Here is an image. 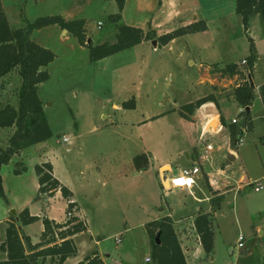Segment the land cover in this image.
I'll list each match as a JSON object with an SVG mask.
<instances>
[{"label":"rangeland","instance_id":"obj_1","mask_svg":"<svg viewBox=\"0 0 264 264\" xmlns=\"http://www.w3.org/2000/svg\"><path fill=\"white\" fill-rule=\"evenodd\" d=\"M0 1L12 28L27 27L41 17L68 15L86 19L87 38L91 40L87 43L116 40L108 20L118 11L115 0ZM139 1L127 2L120 24L143 17L156 0ZM185 7L189 10H184L186 14L181 18L205 19L207 32L180 36L171 45L156 48L152 43H143L103 58L100 63L92 62L89 48L68 31L62 35L60 30L64 29L57 25L32 33L38 44L55 55L46 67L49 78L38 89L53 133L49 143L64 135L76 142L69 154L58 146L55 170L76 188L77 201L89 224L88 230L75 237L78 257L63 264H75L93 251L102 255L105 264H153L152 260L144 261L151 256L145 224L161 215H169L175 222L189 221L212 204V192L203 179L197 181L200 188L195 186L194 194L188 189L164 188L159 165L169 162L176 174V167L187 163V152L198 151V164L206 144H212L213 150L203 166L215 180L216 194L224 196L213 214L214 250L210 255L204 253L201 264H264V187L254 190L257 180L264 186V105L259 93V84L264 83V19L256 14L250 17L248 26L258 54L252 75L253 127L244 129L237 147L231 149L228 125L233 118L238 124L244 120V108L233 97L239 81L233 78L230 82L214 73L212 78L217 80L204 83L199 63L225 65L249 55L236 0H185ZM145 60L149 64H141ZM209 83L215 84L217 102L197 108L192 120H184L179 108L213 92ZM19 85L17 69L0 80V107L17 104ZM132 97L135 107L124 108L122 102ZM114 103L120 108H114ZM205 115H216L210 123L223 116L225 124L220 122L217 131V124H207L201 133ZM13 131L0 129V147L6 146ZM35 152V147L29 148L23 158L29 169L23 177L27 185L39 162ZM141 152L149 153L151 162L137 171L132 157ZM215 178H219V184ZM87 180L93 192L84 188ZM205 181L209 184L207 176ZM24 183L21 185L26 188ZM40 225L35 223L28 231L38 232ZM240 236L244 247L238 245ZM46 264L57 262L48 258Z\"/></svg>","mask_w":264,"mask_h":264},{"label":"trees","instance_id":"obj_2","mask_svg":"<svg viewBox=\"0 0 264 264\" xmlns=\"http://www.w3.org/2000/svg\"><path fill=\"white\" fill-rule=\"evenodd\" d=\"M118 11L110 14L108 20L112 23L121 19V13L126 0H115ZM236 13L241 17L244 31L249 41V55L245 58L246 63L230 62L224 66L212 64L211 74H219L221 78H228L239 81L234 87L233 97L244 108L242 111L244 120L242 123L231 122L229 127L230 147H237L239 138L244 129L253 127L250 109L254 100V87L251 85L250 76L253 75L254 66L258 60V54L253 38L248 34L250 17L260 14L264 19V0H236ZM57 25L66 29L75 36L81 45L89 48L90 59L96 62L105 57L111 56L120 51L132 48L144 41L156 40L159 46L166 45L172 40L192 33L203 32L208 29L205 19H199L191 23L181 25L169 32L158 34L150 27H141L119 24L117 26L116 40L112 43L103 42L94 45L87 43V21L84 18L67 19L62 15H51L41 17L27 27L12 28L5 14L0 1V80L10 74L14 69L18 70L20 85L17 91V104L6 103L0 107V129L14 128L8 139L6 147H0V198L6 199L2 186L1 168L7 164L12 156L21 150L46 141L52 137V130L44 111L42 100L39 97V85L49 78L46 69L53 61L55 55L49 49L38 44L33 38L34 30L45 26ZM259 93L264 105V83L259 86ZM216 96L210 93L199 98L195 102L182 105L179 108L180 116L187 121L192 120L191 116L197 108L207 104L216 103ZM124 108H134L135 99L132 97L122 103ZM221 124H225L224 117H220ZM215 126L216 121L209 122ZM220 124L218 125L219 129ZM137 170L146 168L149 165V158L146 153H141L133 158ZM14 173L20 174L26 171L23 163H17ZM38 177L39 189L34 200L40 195L52 197L60 190L62 196L67 199V218L63 222H57L47 216L42 218L31 215L28 208L19 214L21 225L31 224L39 219L42 220L44 230L40 235V241L33 244L30 237L18 228L13 218L8 222L6 238L0 244V250L7 254L6 259L0 264H46L49 258L51 262L63 264L68 258L76 256L78 247L74 236L87 230V223L75 214L78 204L71 200L72 191L64 185L53 174L51 162L38 163L34 167ZM215 194L211 198L213 212L221 206V195ZM212 213L200 211L194 220L196 232L200 237L203 249L207 255L214 250V230L212 224ZM146 231L150 238L151 252L150 259L153 264H188L184 250L181 247L178 235L175 231L172 219L165 215L145 224ZM157 238L159 241H157ZM75 264H104L98 251H93Z\"/></svg>","mask_w":264,"mask_h":264},{"label":"crops","instance_id":"obj_3","mask_svg":"<svg viewBox=\"0 0 264 264\" xmlns=\"http://www.w3.org/2000/svg\"><path fill=\"white\" fill-rule=\"evenodd\" d=\"M128 1L129 0H126L125 6L122 10L121 19L119 20L120 22L124 18V13H125V9L127 7ZM136 2H137V4H140L139 0H136ZM151 6H152V8L149 10V12L147 11L146 12L147 14L144 15L143 17L136 19V21H129V22L125 21L126 23H123V24L141 27L143 29H148V28L152 27L157 31L158 34H162V33L169 32V31H171V30H173V29H175L181 25H185V24L191 23L193 21H197L199 19H202V18L196 19L195 17L193 19L181 18V16H185V14H186L184 12V10H189L188 8L185 7V0H156L155 3H153V5H151ZM115 13H113V14H115ZM65 18L76 19V18H72L68 15ZM119 21L114 22V23L111 22L113 25V32H114L115 38H116V32H117L116 28L120 24ZM97 26H98V23H97ZM207 31L208 30L203 31V32H198V33H205ZM63 32H64L63 30H60V33L62 35H63ZM198 33H192V34H198ZM192 34H186V35H183V37H188ZM178 38H180V37H178ZM178 38H176V39H178ZM176 39L172 40L170 43H168L166 45H171ZM148 42L151 43V41H144L138 45H141L143 43H148ZM207 44H210V43H207ZM136 46H134V47H136ZM157 46H159V45L157 44L156 46H153V47L156 48ZM206 46H208V45H206ZM134 47H132V48H134ZM255 47H256V45H255ZM104 59H100V60L96 61L95 63H98V62L100 63ZM244 59L245 58L241 59V61H239V62L242 64V60H244ZM141 64L146 65V64H149V62L147 60H145V62L141 61ZM213 64H217V63L214 62ZM211 65L212 64H210V63H202V62L199 63V67L201 69V74L204 76V77H202L203 79L201 81H203L204 83H206L205 80H209V79L217 80L215 77L212 78L213 74L210 75V73H211L210 71L212 70ZM219 66L222 67L224 65L219 64ZM229 81L232 82L231 79H229ZM261 84H259V86ZM208 85L213 88V92H210V93H213L214 95H216L215 93L217 91H215V88H214L215 84L209 83ZM198 99H196L195 101H197ZM195 101H193V102H195ZM123 102H125V101H123ZM188 103H190V102H188ZM207 105H209V104H207ZM113 107L116 109L120 108L119 104H116V103L113 104ZM209 116L208 115L204 116V123H203L202 128H201V133L205 130L209 121L211 119H215L216 115H214V116L211 115L210 117ZM191 119H193L192 116H191ZM219 124H220V119H217V127H216L215 131L218 130L217 128H218ZM69 138L71 139L70 143H58L56 140L55 143L50 144L49 143L50 139H48L46 141H43V142L37 143L35 145L29 146V147L21 150L19 153H16L14 156H12V158L10 159V161L7 164H4L2 166V168H1L2 186H3L4 192L6 194V199L0 198V244L6 238V229L8 227V222L11 221L13 218L15 219L16 223L18 224L19 230H21L24 234L28 235L33 244L40 241V235H41L42 231L44 230V225H43V222L41 219H39V220H37L31 224H27V225H21L20 224L19 214L25 208L29 209V212L31 215H35V216H38L40 218H42L43 216H47L50 219H54L57 222H63L67 218L66 208L68 205V201H67V199H65L62 196L61 191H57L55 193V195L52 197H48L47 195H40L39 199L34 200L35 196L38 194V189H39L38 177L35 173V169L32 170V171H34V174L32 172V174L29 175L30 185L25 184L24 183L25 181L23 180V177L27 174V171L29 170L28 168L26 169V171H24L20 174L14 173V169L16 168V163H18V162L23 163L24 162L23 158H24V156H26L27 150L31 147H35V151H36L35 153L39 154V162L38 163L47 162V161L51 162V164L53 165L54 176L57 177L64 185L67 184L66 186L73 193L71 200L78 204V209L75 211V214L77 216H79L80 218H82L83 220H85L86 215L82 211L81 206H80L79 202L77 201L76 188L73 185L65 182L57 174V172L55 170L54 158L58 157V151H59L58 146L60 148H62V151H64L65 154H69L73 150V146L76 142L72 136H69ZM6 146H7V144H6ZM6 146H4V147H6ZM67 148H70L71 150L68 152ZM141 153H146V152H141ZM141 153H138V154H141ZM138 154H136V155H138ZM146 154L148 155L149 163H150L151 162V155L149 153H146ZM197 154L199 155L197 150H194L192 152H187L186 153L187 163L181 164L180 166H177L176 169L179 172L183 168L191 167V166L200 164L199 166H201V173L196 176L195 186L200 188L197 181L201 182V180L203 179L204 183L209 186V188L212 192V195L209 198V201L211 203V198L215 195V194H213V192L216 191L215 189H217L218 187L213 186L214 178L211 176L210 170L205 169V167L203 166L204 161H202L200 157H199L200 162L198 164H196V159L198 157ZM136 155H134L132 157V163H133V158ZM38 163H36V164H38ZM133 165H134V163H133ZM134 167H135V165H134ZM163 168L165 170H163ZM137 171H140V170H137ZM173 171H175V170H173V167L169 162H164V163L159 165L158 174H159V177L161 179V182H162V185L164 188H166L165 180L167 182V178H169L170 176L173 175V173H174ZM165 172H169L172 174L171 175L165 174ZM206 176L208 177L209 184H207L205 181ZM218 179H216V182L218 181L217 184L220 183ZM257 181H260V180H257ZM7 182H8V184H7ZM214 182H215V180H214ZM240 182L242 183L243 180L242 179L239 180V183ZM256 182H255V184H256ZM21 183H24L26 185V188L24 186H22ZM250 183H252V181H250L249 184ZM83 185H84V188L88 192L94 191L92 184H90V182L88 180ZM193 188L188 189V190H190L191 193L194 194ZM180 190L183 191L185 189H180ZM216 195L224 196L223 194H216ZM13 208L15 210L14 214L11 213V209H13ZM56 208H58L57 211H56ZM200 211L211 212L212 213L211 216H212V220H213L214 212L212 210V204H211V207L201 209ZM200 211H198L193 216V218L189 221L188 220H186V221L181 220L179 222H175V221H173L171 216L167 215L173 221L175 231L178 235L181 247L184 250L188 264H201V263H203L202 260L204 259L205 251L203 249L202 243L200 241V237H199L198 233L196 232V228L194 225L195 217ZM162 216H165V215H161L160 217H162ZM40 222H41V225L39 226L38 232L31 233V231H28V229H29V227H31V225H33L35 223H40ZM88 229H89V224L87 223V230ZM77 235L74 236V240H75V237ZM100 256H101L102 261L104 263V259H103L101 254H100ZM6 257H7L6 252L0 250V261L6 259ZM77 257H78V253L76 256L70 257L68 259L75 260ZM147 257H149V256H147ZM147 257H145V258H147ZM79 261H81V260H79ZM144 261H145V259H144Z\"/></svg>","mask_w":264,"mask_h":264},{"label":"built area","instance_id":"obj_4","mask_svg":"<svg viewBox=\"0 0 264 264\" xmlns=\"http://www.w3.org/2000/svg\"><path fill=\"white\" fill-rule=\"evenodd\" d=\"M102 25V22H98V27ZM246 63V60H242V64ZM232 122L237 123V119L233 118ZM244 131V130H243ZM71 139L69 136L64 135L62 139H57L58 143H70ZM240 141V140H239ZM70 148H67V151H69ZM213 150L212 144H206L204 152L200 156L202 161H206L209 159L210 154ZM200 165V164H199ZM194 165L191 167H186L181 169L178 173L173 174L169 178H167L168 187L166 189H192L196 184V176L200 173V166ZM263 184L260 181H257L254 187L255 191H260L263 188ZM243 240V236H240L238 239V245L239 247H244V243L241 241ZM117 241H120V239H117ZM146 262H150V257L145 258Z\"/></svg>","mask_w":264,"mask_h":264},{"label":"water","instance_id":"obj_5","mask_svg":"<svg viewBox=\"0 0 264 264\" xmlns=\"http://www.w3.org/2000/svg\"><path fill=\"white\" fill-rule=\"evenodd\" d=\"M63 31H67V30L64 29ZM90 41H91V40L89 39L88 42H90ZM151 43H152L153 46H156V45H157V41H156V40L151 41ZM250 81H251V85L254 87V83H253V80H252V77H251V76H250ZM249 109H250V107H247V108H246V110H249ZM229 159H230V160L233 159V155H232V154L229 155ZM11 213L14 214V213H15V210H14V209H11ZM157 241H159L158 238H157Z\"/></svg>","mask_w":264,"mask_h":264},{"label":"bare ground","instance_id":"obj_6","mask_svg":"<svg viewBox=\"0 0 264 264\" xmlns=\"http://www.w3.org/2000/svg\"><path fill=\"white\" fill-rule=\"evenodd\" d=\"M164 180H165V179H164ZM165 184L168 185V183L166 182V180H165Z\"/></svg>","mask_w":264,"mask_h":264}]
</instances>
